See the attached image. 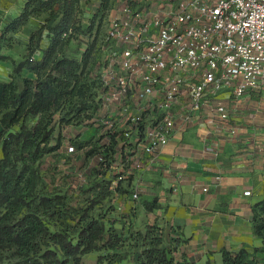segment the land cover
Here are the masks:
<instances>
[{
    "label": "built area",
    "instance_id": "built-area-1",
    "mask_svg": "<svg viewBox=\"0 0 264 264\" xmlns=\"http://www.w3.org/2000/svg\"><path fill=\"white\" fill-rule=\"evenodd\" d=\"M100 53L91 107L59 133L72 162L84 130L97 151L88 166L110 191L126 184L135 202L141 174L175 133L229 120L223 92H264V0H119Z\"/></svg>",
    "mask_w": 264,
    "mask_h": 264
},
{
    "label": "trees",
    "instance_id": "trees-1",
    "mask_svg": "<svg viewBox=\"0 0 264 264\" xmlns=\"http://www.w3.org/2000/svg\"><path fill=\"white\" fill-rule=\"evenodd\" d=\"M108 1L96 7L86 31L80 0H27L21 13L1 30L0 49L3 43L10 47L12 36L30 18H42L28 36L21 61L12 62L10 81L0 82V264H81L84 255L101 250L105 254L97 256L96 263L115 264L124 245L139 251L135 264L174 263L163 228L156 224L147 225L145 232L126 230V237L124 229L116 231L107 217L88 216L86 211L78 218V227L61 224V229L51 231L54 217L67 218L65 202L37 191L39 176L34 165L43 154L58 149V144L50 145L54 116L60 113L59 133L62 124L79 123L81 113L91 107L88 101L95 86L88 74L98 63L94 42L80 60L67 57L66 49L80 34L90 36L95 20L98 25L104 23ZM44 38L49 44L37 60L35 54ZM22 70L30 77L21 78ZM99 190L107 192L104 187ZM251 222L264 249V200L251 207ZM99 241L106 243L98 247ZM221 256L222 264H257L245 250L222 251Z\"/></svg>",
    "mask_w": 264,
    "mask_h": 264
},
{
    "label": "crops",
    "instance_id": "crops-1",
    "mask_svg": "<svg viewBox=\"0 0 264 264\" xmlns=\"http://www.w3.org/2000/svg\"><path fill=\"white\" fill-rule=\"evenodd\" d=\"M26 1L0 0V34ZM101 1L80 0L84 15L91 17ZM118 1L109 0L108 9ZM41 20L32 17L21 29L27 36L23 43ZM48 44L44 38L37 60ZM11 74L12 67L0 61V82L10 81ZM20 77L30 74L22 70ZM221 98L230 108L229 120L216 126L201 122L175 133L158 163L141 174L137 201L130 200L126 184L112 191L116 214L128 215L113 227L118 232L162 227L166 246L186 264H222V251L240 250L264 264L262 241L251 222V207L264 200V92L240 99L223 92Z\"/></svg>",
    "mask_w": 264,
    "mask_h": 264
},
{
    "label": "rangeland",
    "instance_id": "rangeland-1",
    "mask_svg": "<svg viewBox=\"0 0 264 264\" xmlns=\"http://www.w3.org/2000/svg\"><path fill=\"white\" fill-rule=\"evenodd\" d=\"M93 15L90 17V15H84V12H82L81 21L83 25L82 27L85 31L89 28ZM97 22L98 20H95L94 26L92 27V34L90 36H87L86 33H82L69 44L66 49L67 57L80 60L86 48L94 42L93 56L99 59L101 54L100 49L105 39V21L101 25H98ZM98 27L99 29L97 31ZM26 37V33L21 32L16 36H12L13 39L12 42H10V47L5 46L3 43L0 49V59H3L1 62L11 67H13L11 65L12 62L14 64L19 63L25 55V43L23 42ZM91 62L92 61H90V63ZM20 80L21 79L19 78L17 80L19 86H21ZM57 122L58 120L55 121V123ZM61 126L63 127L62 129L65 130V127H67L68 124H62ZM54 128L55 131L52 133L50 145L58 144V149L54 152L43 154L39 161L34 165L36 175L39 176L37 191L39 192L40 190L42 195H45L48 198L56 197L65 202L64 214L67 218H62L60 220L59 218L54 217L49 224L51 231L61 229V224L78 227V218L82 214H86V211H88V216H96L100 214L107 217V220L111 221L110 225L112 227L116 220L123 221L124 219H127L128 215H123L121 213L119 215L116 214L118 211L115 208V196L112 191L108 189L109 183L103 179V175L98 171L97 166H88L89 160L92 159V156H94L97 151L95 145L90 148L91 141L85 142V138L83 139L81 137L84 130H81V134L78 135L79 141L73 143L75 151L73 150L72 154L75 156L71 162L70 153L66 150L67 144L63 142L62 136L57 132L59 127L54 126ZM73 133L76 135L74 131ZM40 148H43V146L41 145ZM100 187H104L107 192L102 194V191L99 190ZM119 216L120 220H118ZM124 223H127V226L130 224L128 221H125ZM110 225L106 224V227H109ZM145 227L146 226H144V229L146 230ZM125 236H128L127 232ZM105 243L106 242L104 241H99L96 244L98 247H101ZM168 249L171 258L174 260L173 264L186 263L184 260L174 256V250L172 248L168 247ZM138 252L139 251L134 246H122L119 250L118 257L116 258L120 260V262L115 264H135L134 260L138 255ZM103 254H105L104 250L86 254L82 257L81 264H97L95 260L96 257L103 256Z\"/></svg>",
    "mask_w": 264,
    "mask_h": 264
}]
</instances>
